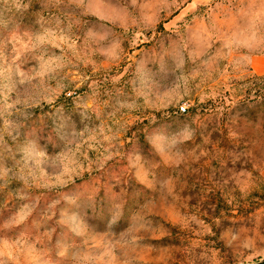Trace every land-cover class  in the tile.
I'll use <instances>...</instances> for the list:
<instances>
[{"label":"rangeland","instance_id":"obj_1","mask_svg":"<svg viewBox=\"0 0 264 264\" xmlns=\"http://www.w3.org/2000/svg\"><path fill=\"white\" fill-rule=\"evenodd\" d=\"M257 55L264 0H0V264L263 262Z\"/></svg>","mask_w":264,"mask_h":264},{"label":"crops","instance_id":"obj_2","mask_svg":"<svg viewBox=\"0 0 264 264\" xmlns=\"http://www.w3.org/2000/svg\"><path fill=\"white\" fill-rule=\"evenodd\" d=\"M251 67L256 74H264V56H254L251 59ZM255 264H264L263 262Z\"/></svg>","mask_w":264,"mask_h":264},{"label":"built area","instance_id":"obj_3","mask_svg":"<svg viewBox=\"0 0 264 264\" xmlns=\"http://www.w3.org/2000/svg\"><path fill=\"white\" fill-rule=\"evenodd\" d=\"M180 110H181L182 112H185V110H186V105H181V106H180Z\"/></svg>","mask_w":264,"mask_h":264}]
</instances>
